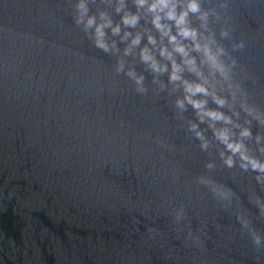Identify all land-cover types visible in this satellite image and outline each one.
<instances>
[{
  "label": "water",
  "instance_id": "1",
  "mask_svg": "<svg viewBox=\"0 0 264 264\" xmlns=\"http://www.w3.org/2000/svg\"><path fill=\"white\" fill-rule=\"evenodd\" d=\"M77 2L0 0V264H264V180L227 167L206 124L202 149L167 73L123 56L110 31L119 52L96 47ZM202 8L207 28L191 23L230 66L231 81L213 83L233 119L251 121L244 142L264 160V124L240 107L264 112V0ZM102 11L119 21L111 0H88L89 15Z\"/></svg>",
  "mask_w": 264,
  "mask_h": 264
},
{
  "label": "clouds",
  "instance_id": "2",
  "mask_svg": "<svg viewBox=\"0 0 264 264\" xmlns=\"http://www.w3.org/2000/svg\"><path fill=\"white\" fill-rule=\"evenodd\" d=\"M111 2L116 13L120 14L117 22L107 12H100L99 19L96 15H89L88 0H78L76 4V22L83 24L86 31L92 30L96 47L105 52H119L116 40L109 37L110 31L112 37L119 36L121 42H127L123 56L138 54L140 61L153 73H167L173 90L179 89L182 93L175 99L176 107L184 110L191 106L194 110L199 123L190 121L189 128L200 139V147L206 150L210 145L205 130L199 128V124H206L227 167L238 163L242 169L251 168L257 172L258 181L264 180V160L250 155L244 142L253 136L251 128L246 126L251 121L246 120L242 125L234 120L233 117H238L239 112L213 83L217 76L223 81H231L230 66L222 59L224 49L216 44L211 35H205L191 23L190 17L195 16L201 21V28H207L208 12L202 8V0H132L135 11L129 10L127 0ZM145 38L147 42L141 45ZM123 69L124 60L121 58L117 71ZM127 75L135 80L138 91L144 90L142 75H137L132 69L128 70ZM228 87L232 89L231 98L235 101L239 88L231 83ZM209 98L216 107L209 106ZM225 106L229 107L231 114L221 110ZM240 107L249 117L264 124V112L244 100H241ZM262 140L264 136L257 133L255 141L264 151ZM208 167H212V164ZM256 241L259 243V237H256Z\"/></svg>",
  "mask_w": 264,
  "mask_h": 264
}]
</instances>
